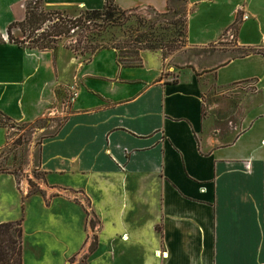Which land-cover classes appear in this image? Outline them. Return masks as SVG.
Segmentation results:
<instances>
[{"label":"crops","instance_id":"crops-1","mask_svg":"<svg viewBox=\"0 0 264 264\" xmlns=\"http://www.w3.org/2000/svg\"><path fill=\"white\" fill-rule=\"evenodd\" d=\"M30 1L0 0L2 35ZM168 1L114 0L157 13ZM185 1L187 49L142 51L139 68L112 49L83 60L0 43V112L63 117L39 147L40 192L25 198L23 181L0 172V224L23 219V264H264V0ZM228 37L252 51L209 49ZM8 145L0 127V163Z\"/></svg>","mask_w":264,"mask_h":264},{"label":"trees","instance_id":"trees-1","mask_svg":"<svg viewBox=\"0 0 264 264\" xmlns=\"http://www.w3.org/2000/svg\"><path fill=\"white\" fill-rule=\"evenodd\" d=\"M181 1L185 0H169L166 11L164 13L153 11V16H168L171 12V4ZM132 12H137V10H122L114 0H104L102 9L85 10L74 18L67 16L66 11L49 9L48 7L39 12L36 11V8L26 9L22 21L12 22L7 27V41L20 47L25 46V41L15 39L13 36V31L19 29L23 35H27L26 39L30 43L27 47L39 51H51L55 54L58 44L66 40L68 41V44L64 45L66 49L76 55L80 54L82 57L89 55L87 60H90L98 51L112 49L116 51L118 64L124 68L142 67L140 56L142 51L160 52L163 58H167L166 51L173 53L181 48L178 46L180 44L178 39H172L164 44V36L156 35V31H166V27L160 26L156 18L151 20L144 16H133L135 20L132 21V16L129 14ZM189 12L187 11L184 20L183 37L185 42L183 43L185 45L187 44V17ZM170 25L177 30L178 23H170ZM113 29H119L122 38H116L115 34L110 33ZM1 35L0 33V43H3L4 40ZM251 51L245 50L242 55H247ZM256 53L264 56V49H258ZM47 120L57 123V128L63 123L61 120L50 118ZM14 125L16 122L0 112L1 128L8 130ZM0 172L11 173L17 179L15 171L1 169ZM32 194L33 192H29L26 198ZM22 223L23 219L0 224V264H23ZM72 263L73 260H70V264Z\"/></svg>","mask_w":264,"mask_h":264},{"label":"rangeland","instance_id":"rangeland-1","mask_svg":"<svg viewBox=\"0 0 264 264\" xmlns=\"http://www.w3.org/2000/svg\"><path fill=\"white\" fill-rule=\"evenodd\" d=\"M36 8V11L46 10V6L42 1L33 0L25 4L24 14L26 13V9ZM49 8V7H48ZM171 12L166 17H155L153 16V11L149 9L140 10L137 12L129 13L132 16V21L135 19L133 16H144L146 18H150L151 20L156 18L157 23L160 26H165L166 31H156V35L164 36V44L167 41H171L172 39H178L181 46L178 50L173 53H169L166 51V57L176 53L179 50H186L187 45H185V38L183 37V29H184V20L187 11H189V6L185 1L172 3ZM55 9L59 11H66V15L74 18L78 17L84 10H65V9ZM155 21V20H154ZM153 22V21H151ZM170 23H178L177 30L173 28ZM237 28V27H236ZM178 32V33H176ZM28 33V32H27ZM110 33L115 34L116 38H122L121 31L119 29H113ZM232 34H235L234 30ZM3 40L7 41V35H1ZM13 36L15 39L25 41V46L30 45L29 40L26 39L27 35H23L19 29H15L13 31ZM68 41L64 40L62 43L58 44V47L67 45ZM210 50H224L225 52H229L230 56H236L241 54L243 51L240 50L235 42V38H224L223 41H220L218 44L210 46ZM73 53V52H72ZM75 54V53H73ZM76 55V54H75ZM78 57L83 58V60H87L89 55H85L82 57L80 54H77ZM68 96V93H67ZM66 99V96L64 97ZM47 118L54 119L52 117H45L43 120H37L33 123H16L13 128H8L9 132V145L6 151L4 152V157L2 162L0 163V170H10L11 172L17 173V180L26 182L28 185V191L36 194L40 192L37 187V182L41 181L42 173L38 169V160H39V147L42 142V139L48 135L53 134L57 130V123L54 121L49 122ZM63 117L55 118V120H61ZM46 119V121H45ZM32 194V195H33ZM28 195V194H27ZM31 196V195H30ZM26 198V196H25ZM94 246V242H92V247ZM75 261V260H74ZM73 261V263H74ZM79 264V263H78ZM80 264H86L85 261Z\"/></svg>","mask_w":264,"mask_h":264},{"label":"built area","instance_id":"built-area-1","mask_svg":"<svg viewBox=\"0 0 264 264\" xmlns=\"http://www.w3.org/2000/svg\"><path fill=\"white\" fill-rule=\"evenodd\" d=\"M249 17L247 15H243L242 16V20H247ZM5 38V37H4ZM68 93V96H67V99L66 101L63 103V105L61 106L62 110L60 111L61 115H65L67 114V111L69 110L70 108V105L72 104V102L74 101V99L76 98V95H77V88L76 86H72L69 88V91L67 92ZM55 114H57L56 110L53 109V110H50L49 112V116H54ZM20 188L22 190V192L24 193V195L26 196L27 194H29V191H28V185L26 182H21L20 183ZM93 229V228H92Z\"/></svg>","mask_w":264,"mask_h":264}]
</instances>
